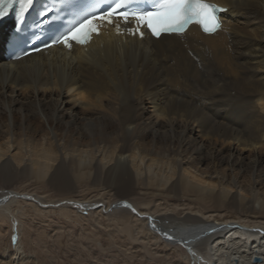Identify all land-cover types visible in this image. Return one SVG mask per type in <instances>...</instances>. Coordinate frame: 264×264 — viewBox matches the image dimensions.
<instances>
[{
	"label": "bare ground",
	"instance_id": "1",
	"mask_svg": "<svg viewBox=\"0 0 264 264\" xmlns=\"http://www.w3.org/2000/svg\"><path fill=\"white\" fill-rule=\"evenodd\" d=\"M211 2L227 8L213 35H103L11 63L0 38V182L25 188L0 192L18 238L0 264H30L20 224L113 216L185 264H264V0Z\"/></svg>",
	"mask_w": 264,
	"mask_h": 264
},
{
	"label": "snow or ice",
	"instance_id": "2",
	"mask_svg": "<svg viewBox=\"0 0 264 264\" xmlns=\"http://www.w3.org/2000/svg\"><path fill=\"white\" fill-rule=\"evenodd\" d=\"M54 2L66 6L75 17L53 41V44H62L69 50L74 44L88 45L94 36L101 35L102 29L107 27H114L117 35L141 40L146 33L156 39L161 36H183L193 25L203 33L213 35L222 28L219 14L227 11L211 0H90L83 6L78 5L76 0ZM33 3L34 0H0V18L18 6L17 17L23 22L25 13ZM103 6L106 7L100 11ZM46 12L52 13L53 7L49 6ZM168 238L174 239L172 236Z\"/></svg>",
	"mask_w": 264,
	"mask_h": 264
},
{
	"label": "rangeland",
	"instance_id": "3",
	"mask_svg": "<svg viewBox=\"0 0 264 264\" xmlns=\"http://www.w3.org/2000/svg\"><path fill=\"white\" fill-rule=\"evenodd\" d=\"M241 181L245 180L241 179ZM24 189L21 179L8 183L0 182V192ZM35 193L55 200L62 198L60 194L47 186L35 188ZM150 205L152 206V202L149 203ZM84 216L90 218L88 213ZM118 219V216L106 220L102 218L99 219V223L94 219V222L86 223L87 225L83 223L84 226L79 223L80 226L60 223L54 230V226L51 228L41 222L20 224L25 234V251L31 256L30 264H178L179 259L181 260L179 264H185L182 254L188 255L186 250H180L175 255L171 250L160 248L154 242L148 244L145 242L143 246L134 238L126 237L121 230L116 228L115 223ZM55 231L58 232L57 236L54 235ZM32 240L34 244L31 245ZM17 242L16 233L14 237L12 234L11 222L0 224V254L10 246H16ZM162 250L164 252L161 253ZM170 253L172 255L169 258Z\"/></svg>",
	"mask_w": 264,
	"mask_h": 264
},
{
	"label": "water",
	"instance_id": "4",
	"mask_svg": "<svg viewBox=\"0 0 264 264\" xmlns=\"http://www.w3.org/2000/svg\"><path fill=\"white\" fill-rule=\"evenodd\" d=\"M9 198H10V196H5L2 199H0V205L6 203V201H8ZM26 200H31V199L30 198H27ZM96 207L97 206H93L92 209H95ZM120 208H128V209H131V206L129 204H127V203H116V204L112 205L111 210L112 209L113 210L120 209ZM148 221H149V227L151 229H155V225L152 223V221L151 220H148ZM181 244L183 246L186 245V244H184L182 242H181ZM186 251H188V250H186ZM260 262H261V260H258V259H255L254 260V263H260Z\"/></svg>",
	"mask_w": 264,
	"mask_h": 264
}]
</instances>
